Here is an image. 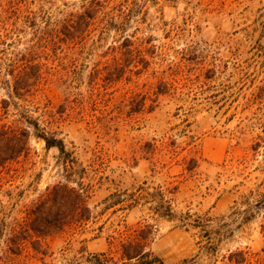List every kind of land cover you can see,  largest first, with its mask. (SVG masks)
I'll use <instances>...</instances> for the list:
<instances>
[{"label":"rangeland","instance_id":"obj_1","mask_svg":"<svg viewBox=\"0 0 264 264\" xmlns=\"http://www.w3.org/2000/svg\"><path fill=\"white\" fill-rule=\"evenodd\" d=\"M86 7L95 18L83 37L45 50L44 32ZM24 59L42 64L39 96L79 164L93 219L46 238L44 263L25 251L0 264L107 251L116 225L150 222L145 211L100 213L111 193L138 186L176 188L175 217L158 222L150 245L165 264H228L239 251L264 264V0H0V74ZM29 149L1 175L7 218L65 183L55 149L33 138ZM186 213L205 228H182Z\"/></svg>","mask_w":264,"mask_h":264},{"label":"trees","instance_id":"obj_2","mask_svg":"<svg viewBox=\"0 0 264 264\" xmlns=\"http://www.w3.org/2000/svg\"><path fill=\"white\" fill-rule=\"evenodd\" d=\"M89 10L84 8L77 17L72 12L68 13L57 23L54 34L45 31L43 48L56 47L58 40L68 46L82 38L95 18V14ZM41 65L30 59L13 61L7 64L5 74H0V90L4 93L0 99V179L8 164L29 154V140L33 138L42 142L46 150L57 151L62 161L65 183H57L46 189L22 216L7 218L0 206V244L4 246L0 259L6 263L9 258L20 257L25 251L36 255L44 263L50 256L46 238L63 231L79 233L93 219L87 203L91 193L81 182L79 164L66 150L58 132L53 130L56 119L48 115L47 107L41 102ZM41 118H46L47 126H41ZM175 192L176 188L138 186L131 192L111 193L102 202L101 214L107 211H111V214L145 211L150 222L142 221L134 226L116 225L106 237L107 251L88 253L83 248L78 253L79 257L67 264H165L151 251L150 245L158 231V222L172 221L175 217L172 210ZM178 222L182 228L200 231L205 228L207 219L192 218L186 213ZM98 229L101 231L103 227ZM213 234L220 236V231ZM205 239L206 253H214L215 246L210 235H206ZM225 259L228 264L246 263L242 251L229 252ZM179 264L193 262L184 260Z\"/></svg>","mask_w":264,"mask_h":264}]
</instances>
